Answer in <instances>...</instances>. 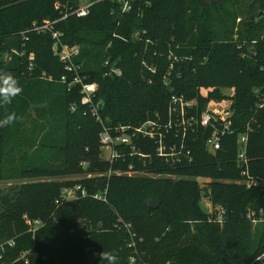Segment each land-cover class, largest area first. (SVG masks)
<instances>
[{
	"label": "trees",
	"instance_id": "16d2710c",
	"mask_svg": "<svg viewBox=\"0 0 264 264\" xmlns=\"http://www.w3.org/2000/svg\"><path fill=\"white\" fill-rule=\"evenodd\" d=\"M89 1V14L78 17L81 0H0V73L12 74L22 88L11 104L0 105V119L16 116L0 128V264H25L18 259L27 251L29 264H99L103 249L117 264L131 258L134 264H264V190L241 183L237 157L238 136L247 133L244 166L264 181V16L257 20L264 0H133L128 13L117 2ZM35 24L48 28L33 31ZM54 34L80 48L82 73L98 85L95 103L111 125L166 114L172 93L195 100L200 110L222 104L212 103L223 98L217 89L231 87L235 134L215 154L205 136H191L193 163L138 165L158 178L72 181L84 160L103 173L111 165L96 161L102 128L82 104L80 87L69 90L62 82L67 73L53 51ZM106 60L122 75L105 76ZM198 179L208 180L214 204L226 210L222 224L202 209ZM75 184L90 191L108 186V203L85 198L57 205L62 189ZM120 219L131 223L134 242L115 228ZM36 220L44 226L33 234ZM92 249L97 256L90 262Z\"/></svg>",
	"mask_w": 264,
	"mask_h": 264
},
{
	"label": "built area",
	"instance_id": "2783aa9c",
	"mask_svg": "<svg viewBox=\"0 0 264 264\" xmlns=\"http://www.w3.org/2000/svg\"><path fill=\"white\" fill-rule=\"evenodd\" d=\"M105 1V0H98ZM122 4V10L125 13L131 11V2L133 0H108ZM94 2L87 1L73 12L78 17H85L89 14L91 6ZM48 27L33 26V31H44ZM56 40L53 51L58 56L60 62L64 66L65 74L61 80L66 83L69 90L74 86L80 87L82 96L81 102L85 106H89L91 114L101 125L99 133L100 154L104 163H108L112 167L125 164L126 168L119 172L111 171L107 178L111 175L136 177L138 173L146 175L144 170H140L138 165L147 167L149 164L155 166L156 161L160 160L169 166H176L183 162L193 163L194 158L191 155L188 141L191 136L202 134L205 136V146L208 152L215 154L222 149L223 141L226 137L235 134L232 128V112L230 107L225 104L209 105L200 110L195 100L187 99L185 96L172 93L170 96L166 114L162 115L156 111L151 118L140 123L111 125L108 120H103L98 110V103L95 99L98 93V85L88 82L87 75L82 73V64L78 61L81 51L78 46H69L62 44L57 34H54ZM31 61L34 60V54L29 56ZM106 68L105 76H121L122 70L112 64L110 60L104 63ZM70 79V80H69ZM97 104V105H96ZM259 106H264V89L260 92ZM74 110V108L72 109ZM251 128L248 127L247 131ZM247 133L238 136V163L243 167L241 175L245 180L241 182L248 188L259 186L264 190V181H256L249 176L247 169L248 160L246 159ZM244 164L246 166H244ZM80 166L87 170L91 166V162L84 160ZM119 168V167H118ZM150 173V172H149ZM102 177V176H98ZM91 178V177H90ZM198 183L201 190V207L217 222L223 223L226 210L215 205L212 200L211 191L209 189L208 180L201 179ZM92 198L102 203H108V186L103 189H90L82 184L65 187L61 191V201L57 200L56 204L66 203L78 199ZM116 229L123 228L131 237H135L131 223L124 222L122 219L118 221ZM31 230L33 234L44 226V224L36 220ZM14 246V242H9ZM134 243L130 244L132 248ZM31 251L23 252L19 260H24L25 264H29V255ZM1 259V256H0ZM130 263H135V258L130 259Z\"/></svg>",
	"mask_w": 264,
	"mask_h": 264
},
{
	"label": "clouds",
	"instance_id": "9594fccd",
	"mask_svg": "<svg viewBox=\"0 0 264 264\" xmlns=\"http://www.w3.org/2000/svg\"><path fill=\"white\" fill-rule=\"evenodd\" d=\"M22 92L19 81L12 74L0 73V105H8ZM16 120L15 114H9L0 119V128L7 127ZM99 264H117V257L110 252L99 254Z\"/></svg>",
	"mask_w": 264,
	"mask_h": 264
},
{
	"label": "rangeland",
	"instance_id": "374dc122",
	"mask_svg": "<svg viewBox=\"0 0 264 264\" xmlns=\"http://www.w3.org/2000/svg\"><path fill=\"white\" fill-rule=\"evenodd\" d=\"M87 1H89V0H81V5L82 4H84V3H86ZM240 22H241V19H238L237 20V23L238 24H240ZM237 31H238V29H236L235 30V33H237ZM235 39L236 40H239L238 39V36L237 35H235ZM251 43H249L248 41H242V45H245V46H251L250 45ZM250 49H252V48H250ZM204 91L205 92H208V89H206V88H204ZM213 91V89H210V92H212ZM217 91L220 93V95H222V100H215V99H213L212 100V103H218V101H220L222 104H227V106H229L230 105V103H231V100H228V98L230 97V96H232V93L234 92V89L233 88H231V87H226V88H218L217 89ZM206 95V94H205ZM221 104V105H222ZM229 104V105H228ZM210 105H213V104H210ZM101 151V150H100ZM96 161H98V163H104V161H103V159L101 158V154L99 155V157L96 159ZM95 164H96V162H95ZM95 164H94V167H95ZM81 167V166H80ZM81 172L77 175V176H74V178L72 179V181L74 180L75 181V179L76 180H90L91 178H96V177H98V176H104V175H108L111 171H115V172H119L118 170H121L120 168H118V167H115V168H113L112 170L111 169H109V171L107 172V173H103V172H101L100 170H97V169H93V164H92V162H91V166H90V168L89 169H87V170H85V169H83L82 167H81ZM136 177H140V176H145V177H149V178H158L160 175L159 174H156V173H146V175L145 174H142V173H138V174H136L135 175ZM91 177V178H90ZM69 179H65V181H68ZM199 181H201V179L199 180ZM251 225H252V227L254 228V230L258 227V222L257 221H253V222H251ZM123 229V228H122ZM124 230V229H123ZM125 231V233H126V230H124ZM131 237V236H130ZM131 239H132V241L134 242V239H135V237H131ZM91 252H93V253H89L90 255H92V256H97V253L96 252H94V250L92 249L91 250Z\"/></svg>",
	"mask_w": 264,
	"mask_h": 264
},
{
	"label": "water",
	"instance_id": "95a60500",
	"mask_svg": "<svg viewBox=\"0 0 264 264\" xmlns=\"http://www.w3.org/2000/svg\"><path fill=\"white\" fill-rule=\"evenodd\" d=\"M215 1H216V2H221V1H223V0H215ZM263 16H264V13H263V12L259 13V16H258L257 20H260ZM148 204H149V207H150L151 209H157V208L159 207V202H158L157 200H151V201H149ZM186 243H187V240L184 239V240L182 241V243L180 244V247H184V246L186 245ZM87 258H88V260H89L90 262L94 261V259H95V257L92 256V255H88Z\"/></svg>",
	"mask_w": 264,
	"mask_h": 264
}]
</instances>
